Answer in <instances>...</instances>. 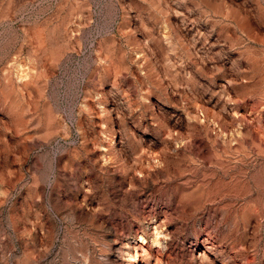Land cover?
Returning <instances> with one entry per match:
<instances>
[{"label": "rangeland", "instance_id": "374dc122", "mask_svg": "<svg viewBox=\"0 0 264 264\" xmlns=\"http://www.w3.org/2000/svg\"><path fill=\"white\" fill-rule=\"evenodd\" d=\"M0 264H264V0H0Z\"/></svg>", "mask_w": 264, "mask_h": 264}]
</instances>
